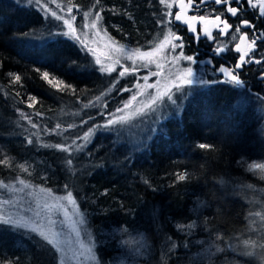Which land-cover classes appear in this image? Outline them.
Segmentation results:
<instances>
[{
    "label": "trees",
    "instance_id": "obj_1",
    "mask_svg": "<svg viewBox=\"0 0 264 264\" xmlns=\"http://www.w3.org/2000/svg\"><path fill=\"white\" fill-rule=\"evenodd\" d=\"M23 2L0 0V161H9V166L0 163V181L8 185L0 194L14 199L32 188L71 191L100 264H115L117 230L136 233L148 244L139 264H261L259 247L245 245L252 240L257 205V196L249 192L264 189V179L247 168L251 161H264V135L255 127L252 100L243 92L233 95L227 87L204 85L139 148H131L96 127L128 93L114 89H129L131 78L122 77L110 90L111 75L98 72L77 43L52 35L50 20L57 21L48 12H67L69 0H41L47 13L35 0ZM71 3L80 6L79 12L73 7L79 15L103 7L102 30L140 49L151 45L162 19L158 0H101L96 9L94 0ZM45 71L51 84L41 76ZM90 128L94 132L83 151L70 149L69 169L68 154L52 146L82 144L79 137ZM201 143L214 148L200 149ZM180 172L188 179L177 181L174 174ZM35 243L25 231L0 233V264L17 259L47 264Z\"/></svg>",
    "mask_w": 264,
    "mask_h": 264
},
{
    "label": "snow or ice",
    "instance_id": "obj_2",
    "mask_svg": "<svg viewBox=\"0 0 264 264\" xmlns=\"http://www.w3.org/2000/svg\"><path fill=\"white\" fill-rule=\"evenodd\" d=\"M17 3H20L21 0H16ZM33 0H28L29 4H32ZM50 3H55L56 0H49ZM247 5L250 8L258 9V16L256 18H262L264 17V0H246ZM36 5H39L40 8H42L46 13L48 12V7L45 4L41 3V0H35ZM159 3L164 5L166 9H171L174 3H178L179 5V11L173 14L170 10L165 11L162 15L164 19H161L157 21L158 24H162L167 31L162 33L163 40L159 43L153 46L154 51H167L170 49L171 52L175 53L176 49H181L180 53L178 55H173L171 60L168 61L174 68L175 72L170 71L169 75L173 76L174 78L171 79V81L164 86V89L161 90L158 85L159 81H157L156 84H148L147 81L149 79L148 76H144L143 80L145 81L146 88H155L157 90L156 95L151 96L149 101L141 106V108H138L135 110L134 115H147V112L145 109L156 112V107L158 102H163V99L166 97L168 101H170L173 105H176L177 109H179L180 105L177 104V99L174 97H177V94H180L183 99H187L191 92H186L185 89H192L194 85H207L210 83H224V84H230L235 86H243L244 81L240 78L241 72L243 71V68L247 64L255 63V64H264V53H261L259 51L260 45H258V41L264 40V30L257 29L256 24L252 22V20L249 19H243L241 18L243 15V0H159ZM208 3H213L216 5H225L226 9L225 11L227 13H230L232 17L237 18V23L235 25V33H238L239 35L232 34L231 39L233 41H238V43L235 44V51L239 53L238 60L235 63L234 67L228 68L224 66H220L218 71L223 74L224 79L223 80H216V81H208L204 79H198L196 76V73L194 72L192 67H180L179 61L182 59L184 61H187L189 64H195L196 60L193 56L185 55L183 52V48L185 47L184 39L182 36L178 35L176 31L169 27V25L173 24L174 21H182L184 24L187 25L188 31L192 32L194 34V39L199 41L200 39V33L197 32V29L193 27V24L191 22H199L202 26V34L206 36L208 39H215V37L212 36L211 32L209 31V25L214 26L218 29L219 33L221 35H228L229 30L233 27V25L229 24L227 19H221V16L223 15V12L220 14L215 15L214 18H210L209 16L203 15V14H196L200 12V9L205 6ZM101 4V0H94V3L92 5L93 9H96L97 5ZM73 7L76 8V11H80V6L78 5H72L71 0H69V7L67 8L66 15L70 16L71 19L65 18L64 16L58 15L57 12L52 11L51 16L55 18L57 21H62L63 25H65L69 29V33L76 34L77 28L73 26V21L76 20L75 14H73ZM57 8H61L59 4H57ZM191 9L193 11V15L188 16L187 12ZM61 11H64L63 8H61ZM104 11L103 7H100L98 10L95 11V15L92 14L91 11H84L83 12V19L85 21L90 20V27L92 29H97V34H99V24L103 20V16L101 13ZM113 13V15L119 14V12L115 9H109ZM215 11V10H213ZM128 16V19L132 20V14L130 12L125 13ZM174 17V18H173ZM173 18V19H169ZM222 25V26H221ZM85 27H88V24L84 25ZM252 29V36L249 38L248 32H242L241 29ZM105 34H107V29H103ZM69 33H64L65 35H68ZM75 39L79 40V35H75ZM125 45H120L117 49L118 51H123L125 49ZM227 45H218L214 49V53L216 55H219L221 53H224L225 51H228ZM89 51H91L89 49ZM139 52V49H134L131 54L126 56V59H132L134 55H136ZM144 57L148 58L147 62L143 65V67H148L150 64L155 63L157 71L152 72L151 75L159 76L162 74V70L164 65L161 64L158 61H155L151 59L153 56V52H146L143 54ZM165 60H167V57H164ZM119 63V61H117ZM96 64H100V60H96ZM123 71L119 73L120 77H124L126 73H135L139 69L136 67L135 63H133L129 67H124ZM38 72H40V69H37ZM101 72L107 71L109 74L112 71H115V68H104L103 66L100 68ZM14 74L9 73V76H13ZM41 76L45 81H48L50 84L52 83L51 80H49L50 74L48 72H41ZM261 79L264 80V76H261ZM14 81L19 82L21 81L20 75H14ZM59 83H63V81H60ZM119 83V80H116L112 84V88L114 89L116 87V84ZM65 87L71 88L73 93L76 91V89L72 85L65 84ZM137 88H139V85H137ZM122 91H130L128 88H123ZM19 95V93H17ZM139 95H144L143 91L139 92ZM28 99L30 101H34L35 98L29 96ZM97 99H100V97H97ZM137 96L134 94L130 101L126 102L123 106V108L117 109L118 112H124L125 109H129L132 107V102L136 101ZM33 104L29 103L28 107H32ZM36 115H41L40 112H37ZM21 116L24 118H27L26 113H21ZM129 122V116L128 115H122V116H114L112 119H108L107 122L103 125L105 128H111L114 127L116 124H126ZM29 123H31L33 128L38 127L37 124L33 123L29 119ZM86 123V121H85ZM59 125H57V128ZM96 127H101V125H97ZM150 131H155V129H151ZM94 130L89 129L88 132L84 133L82 137H79V139H82L85 141L84 144H76L75 141H73L72 145H69L68 147H65L61 144L53 145L52 147L66 152L68 154V158L66 159V165L71 169V166L73 165V159L72 157V151L70 149L74 148L76 152L83 151V149L86 147V144L90 141V137L93 135ZM28 143L31 144L33 141L31 139L28 140ZM42 147H48L47 144H41ZM198 147L200 149H213V145L208 144H199ZM0 163H3L5 166H9V161L7 159L0 161ZM20 169L22 171L27 172L28 169L24 165H19ZM249 171H257L264 173V163H250L247 165ZM177 181H185L188 179L187 172H180L175 173ZM264 179V176L261 177ZM18 183L21 185H24L27 187L26 182L23 179L18 180ZM145 183H148L145 181ZM0 187L7 188L8 185H6L3 181H0ZM67 188V185H65ZM41 191H47L49 195H51L50 189H41ZM104 195H107V193H103ZM55 201H66L67 205H70L77 216L80 217L78 221H74V225L76 223L84 224L85 219L83 214L80 212V208L77 202V199L73 196V193L71 191H68L65 196L61 197H54ZM51 207L56 208L58 211H63V214L65 217L68 216V207L62 203H54ZM55 221L49 219V225L50 227L45 230L42 225L39 223L33 222L31 225L28 223H22L20 220L13 219L10 216H5L2 213H0V233L4 232H18V231H25L29 234H32V238L35 239L36 243L34 245V248L37 252H43L46 255H49L51 258L48 261V264H65V259L67 257V253L65 249L62 247L63 241L60 239L61 233L56 231L54 227L51 225H54ZM178 227L183 228L184 225H178ZM188 228L195 227V224H189L187 225ZM73 231L76 232L77 237H79L80 232L79 229L75 226L73 227ZM245 245L247 247L255 248V247H262L264 248V244H258L256 241H245ZM175 246V245H173ZM81 248H84V245L81 244ZM85 251L89 254L88 258L95 262V264H100L99 259L97 258L95 252H94V246L91 244L85 249ZM251 255V253H248ZM74 255H83V253L74 254ZM70 259V258H68ZM6 264H19V259L17 261H7ZM37 264H41L39 260H37Z\"/></svg>",
    "mask_w": 264,
    "mask_h": 264
},
{
    "label": "rangeland",
    "instance_id": "obj_3",
    "mask_svg": "<svg viewBox=\"0 0 264 264\" xmlns=\"http://www.w3.org/2000/svg\"><path fill=\"white\" fill-rule=\"evenodd\" d=\"M28 0H24L23 3H27ZM171 2V0H169ZM159 3V0H158ZM161 14L165 11H169L171 9H166L164 5L160 4ZM61 10V9H60ZM58 15L64 16L65 18L71 19L70 16L66 15V11H59ZM50 19H54L51 16V12H48ZM93 15L95 13L92 12ZM76 18L81 19L77 24L73 21V26L77 28L76 34L69 33V29L63 25L62 21H52L50 20V24L52 26L51 33L54 36H62L67 37L77 43L82 51L87 55L93 67L100 73L105 75H111L112 84L116 80H120L122 77L119 76V73L123 71L124 67H129L133 63H135L136 67L139 69L135 73H126L125 76H129L131 78L130 83L131 87L130 91L126 93L123 97L120 104L115 107L112 112H110L107 116H105L104 120H102L98 127V130L106 131L114 133L115 136L119 139H122L127 143L131 148H139L159 127L160 123L173 115H177L180 108L183 106L187 99H183L180 94H177V104L180 105L179 109H177L176 105H173L170 101L165 97L163 102H158L156 107V112H151L147 109V115H134L135 110L141 108V106L149 101L151 96L156 95L157 90L155 88H146L145 81L143 80L144 76H148L149 79L147 81L148 84H156L159 81L158 87L163 90L164 86L167 85L173 76L169 75V72H175V68L168 63L171 60L173 55H178V50L173 53L169 50L167 51H154L153 46L159 44L163 40L162 33L166 32L167 29L160 24L159 29L156 35L153 38L151 45L148 48L140 49L138 47H129L126 46L123 51H118L120 45L118 41L112 39L110 36L105 34L99 24V34H97V29H92L90 27V20L85 21L83 19V12L79 14H75ZM162 19H164L162 15ZM88 24V27L84 25ZM64 33H69L65 35ZM75 35H79V40L75 39ZM89 49L91 51H89ZM134 49H139V52L132 57V59H126V56L131 54ZM146 52H153V56L151 59L160 62L164 65L162 74L159 76L151 75L152 72L157 71L155 63L150 64L148 67H143V65L147 62L146 57L143 56ZM167 57V60L164 57ZM100 60V64H96V60ZM119 61V63H117ZM189 63L184 60L179 61L180 67H190L187 66ZM115 68V71H112L110 74L105 71L101 72L100 68ZM198 79L207 80L205 75L198 69L194 70ZM124 83H122L123 85ZM139 85V88H137ZM204 85H194L192 89H185L186 92L190 91L191 93L202 88ZM124 88V87H123ZM123 88L114 89L117 92L121 91ZM110 90H113L110 87ZM143 91L144 95H139V92ZM137 96L136 101L132 102V107L129 109H125L124 112H118L117 109L123 108L124 104L131 100L133 95ZM247 104H249L247 102ZM256 105L252 107L255 109ZM258 109V108H256ZM128 115L129 122L126 124H116L114 127L105 128L103 125L107 122L108 119H112L114 116H122ZM151 129H155V131H150ZM97 130V129H96ZM85 143L84 140L81 142ZM250 163H264V161H251ZM249 163V164H250ZM248 168V167H247ZM253 172V171H252ZM260 177L264 176V173L259 172V170L255 171ZM4 187L0 188V191H3ZM253 195L257 196L254 202H257V205L254 206V210L252 212L253 223L251 226L252 232V240L256 241L258 244H264V189L260 191H250ZM257 193V194H254ZM67 193H53L51 195L47 191H41V189L32 188L27 190L24 193H20L18 197L12 198V195L8 197V199L4 196V194H0V213L5 216H10L13 219L20 220L22 223L32 224L33 222L39 223L42 227L47 230L49 225V219L55 221L54 225H51L55 228L56 231L61 233L60 239L63 241L62 247L65 249L67 253V257L65 259V264H91L92 260L88 258V253L85 249L91 244L94 246V241L91 235V231L86 224L76 223L74 225V221H78L80 219L79 216L76 215L74 210L70 205H67L66 201H55L54 197L65 196ZM4 196V197H3ZM54 203H62L68 207V216L65 217L63 211H58L56 208L51 207ZM79 229L80 235L77 237L76 232L73 231V227ZM23 233V230H21ZM254 232V233H253ZM117 239L119 241V253L115 257V264H139L138 258L143 257L146 253V245L142 237L136 233H128L122 230H117L116 232ZM256 237V238H255ZM81 244L84 245V248H81ZM116 245V244H115ZM4 248V246H2ZM255 249H258L255 247ZM48 264L50 260V256L41 252ZM83 253V255H74ZM257 260L263 261L261 264H264V248L259 247ZM260 264V263H259Z\"/></svg>",
    "mask_w": 264,
    "mask_h": 264
},
{
    "label": "flooded vegetation",
    "instance_id": "obj_4",
    "mask_svg": "<svg viewBox=\"0 0 264 264\" xmlns=\"http://www.w3.org/2000/svg\"><path fill=\"white\" fill-rule=\"evenodd\" d=\"M185 2H187V0H185ZM225 9L226 6L223 4L216 5L208 3L200 9L199 13H196L214 18L215 15L223 12L221 19H227L229 24L233 25V27L229 30L228 35H221L217 28L209 25V31L215 39H208L202 34V26L199 22H191L193 27L197 29V32L200 33L199 41L194 39V34L188 31L187 25L182 21H174L173 24L169 25V27L173 28L178 35L183 37L185 44V47L183 48L184 54L193 56L196 60L195 64H188L187 66L192 67L193 70L199 69L208 81L223 80L224 76L218 71L219 67H234L238 60V56L240 55L234 50L235 44L238 43V41H233L231 39L232 34L239 35L238 33H235L237 18L232 17L230 13L225 11ZM179 10L178 3H174L170 11L175 14ZM193 14V11L189 9L187 15L191 16ZM257 16L258 9L250 8L247 5L246 0H243V15L241 18L252 20V22L256 24L257 29L264 30V17L256 18ZM241 31L248 32L249 38H251L253 32L252 29L242 28ZM225 44L229 50L216 55L214 53V49L218 45ZM258 45H260L259 51L264 53V40L258 41ZM177 50L179 54L181 49L177 48ZM261 76H264V64L251 63L245 65L243 71L241 72L240 78L244 81L243 86H235L224 83H210L207 85L227 87L233 95H239L240 92H243L249 100H252V107L255 104V107L258 108H252L251 113L255 119V127L256 129L258 128L257 132L264 135V80L261 79Z\"/></svg>",
    "mask_w": 264,
    "mask_h": 264
}]
</instances>
